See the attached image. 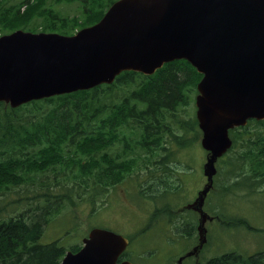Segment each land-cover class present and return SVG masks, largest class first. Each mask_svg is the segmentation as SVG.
<instances>
[{
  "label": "water",
  "instance_id": "water-1",
  "mask_svg": "<svg viewBox=\"0 0 264 264\" xmlns=\"http://www.w3.org/2000/svg\"><path fill=\"white\" fill-rule=\"evenodd\" d=\"M187 61L202 74L195 117L207 152L206 183L187 207L199 215L215 163L231 146L228 130L264 120V0H117L95 24L75 34L16 30L0 36V103L11 109L111 84L124 71L152 75L163 64ZM60 264L117 262L125 237L93 228Z\"/></svg>",
  "mask_w": 264,
  "mask_h": 264
},
{
  "label": "trees",
  "instance_id": "trees-1",
  "mask_svg": "<svg viewBox=\"0 0 264 264\" xmlns=\"http://www.w3.org/2000/svg\"><path fill=\"white\" fill-rule=\"evenodd\" d=\"M41 8L48 31H54L60 17L36 4V11ZM18 10L0 11V23L17 17ZM94 10L84 11L83 26L100 19L102 12ZM199 79L192 66L179 60L151 76L126 71L113 83L90 90L14 109L0 104V264H59L64 249L42 241L49 222L66 204L94 207L99 195L137 166L136 152L152 151L164 135L175 137L176 128L197 131L193 123L177 120L176 112ZM251 126L253 137L248 139L245 128L231 136L241 147L239 157L248 171L244 175L264 182V120ZM204 264H264V253L228 252Z\"/></svg>",
  "mask_w": 264,
  "mask_h": 264
},
{
  "label": "rangeland",
  "instance_id": "rangeland-1",
  "mask_svg": "<svg viewBox=\"0 0 264 264\" xmlns=\"http://www.w3.org/2000/svg\"><path fill=\"white\" fill-rule=\"evenodd\" d=\"M109 3L108 0L103 4L89 0H31L24 5V0H0V11L10 8L14 12L19 9L17 17L7 18L3 22L6 24L0 23V35L10 34L15 30L32 29L63 35L67 32L75 33L86 24L85 19L83 20L85 10L94 8L97 10L93 14L104 13ZM36 4L52 9V15L60 17L55 22L54 31H48L46 13L43 8L36 11ZM195 94L196 89L193 86V92L187 98L188 102L183 103L176 112L177 120L196 124ZM252 129L248 127L247 130ZM174 132L175 137L164 135L161 145L155 148L153 155L149 157L144 153L138 164L146 173V181L161 174L166 183V186H160L162 181L154 179L149 184L150 188L162 190L178 186L177 192L168 194L161 200L165 203L151 201V197L146 194L148 189L144 186L140 188L132 172L126 177L125 184L112 189L105 204H96L94 207L85 204L64 205L46 226L42 241L50 243L61 239L59 245L67 251L71 247L81 246V240L91 228L100 227L132 239L130 247L127 248V259L133 264H174L177 257L197 241L196 215L183 209L175 213V210L196 196L202 183V164L206 153L200 147L199 141H196L199 131L190 134L189 130L176 128ZM240 150L241 147L234 143L230 153L216 164L218 173L214 178V190L208 197L206 210L220 217L222 223L214 222L215 226L211 228L209 237L207 236L209 244L199 261L204 262L228 252L246 256L257 252L264 253V182L254 185L253 178L251 180L248 174L244 175L248 171L239 157ZM159 158L166 160L158 161ZM164 161H174L173 175L161 172ZM147 166L149 167L145 170ZM152 199L156 201L158 198ZM163 204H167L170 209L168 214L155 213L158 205ZM233 220H243L248 227H240ZM176 229L182 237L176 235ZM190 243L192 244L186 247ZM186 264H194V259Z\"/></svg>",
  "mask_w": 264,
  "mask_h": 264
},
{
  "label": "flooded vegetation",
  "instance_id": "flooded-vegetation-1",
  "mask_svg": "<svg viewBox=\"0 0 264 264\" xmlns=\"http://www.w3.org/2000/svg\"><path fill=\"white\" fill-rule=\"evenodd\" d=\"M248 129V127L244 130L245 131V133L246 134H248L247 135V137H248V139L249 138H251V137H253V132L252 131H248L247 130ZM243 131V132H244ZM247 139V140H248ZM160 145V144H159ZM163 158H159V160L158 161H161ZM174 163V161H170V162H168V163H165V165H164V167L163 168H161V169H163L161 172H166V173H170L171 175H173L172 173H173V170L174 169H172V164ZM149 166H147L146 168H144L145 170H147V168H148ZM172 169V170H171ZM177 171H178V169H176ZM134 176H135V180L139 183V186H144V187H146V189H148V191H147V193L149 194V196L151 197V199L152 198H154V197H157V198H159L160 197V194H161V192H164V191H166L167 189H170V190H172V191H176L177 189H178V186L177 185H175V187H173V188H165V189H162V190H156L155 188H150L149 187V184H150V182H152V180H154V179H160L161 181H162V183L160 184V186H162V185H164V186H166V183L163 181V179H162V175L160 174L159 176H157V175H155L153 178H149L147 181H146V179H145V177L144 176H146V173H145V171L144 170H141V168H139V169H135V172H134ZM139 176L140 177H142L141 179L139 178ZM127 181H123L121 184H125ZM253 183H254V185H257V184H261V179H258V178H254L253 179V181H252ZM120 184V185H121ZM119 185L118 184H116V185H114V186H112L111 187V190L112 189H114L115 187L117 188ZM204 187V183L203 184H201V186H200V188L198 189V191H196V196L198 195V192L200 191V189L201 188H203ZM212 186H213V182H212ZM213 189V188H212ZM209 193H210V191H208L207 192V194H206V199H207V197L209 196ZM206 199H205V202H206ZM196 234H197V236H198V227H196ZM183 262V261H182ZM182 264V263H181Z\"/></svg>",
  "mask_w": 264,
  "mask_h": 264
},
{
  "label": "bare ground",
  "instance_id": "bare-ground-1",
  "mask_svg": "<svg viewBox=\"0 0 264 264\" xmlns=\"http://www.w3.org/2000/svg\"><path fill=\"white\" fill-rule=\"evenodd\" d=\"M37 101H39V100H37Z\"/></svg>",
  "mask_w": 264,
  "mask_h": 264
}]
</instances>
